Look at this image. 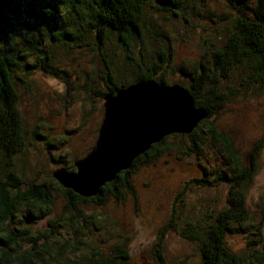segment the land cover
<instances>
[{"label": "trees", "instance_id": "16d2710c", "mask_svg": "<svg viewBox=\"0 0 264 264\" xmlns=\"http://www.w3.org/2000/svg\"><path fill=\"white\" fill-rule=\"evenodd\" d=\"M225 1L234 13L231 19L225 20L221 32L223 43L214 47L210 42L207 53L211 58L205 59L207 62L201 60L192 68L187 74L188 84H180L163 80L161 73L157 75L166 70L172 45L165 34L167 30L156 29L150 22L147 24L145 12L153 8L181 17L187 23V15L197 10V0H0V264H129L131 255L122 243L109 254L95 247L87 255L68 256L71 252L68 249H81L86 242L85 236L82 237L86 235L84 229L94 223L89 220L92 216L85 215L77 204H104L108 195L116 200H122L126 193L135 197L129 175L139 163L151 162L172 148L181 155L193 153L199 157L201 153L197 148L203 144L224 152V165L213 167L210 172L202 167L203 174H209L211 179L193 178L187 182L186 189H192L190 184L193 183L199 189L225 184L228 186L225 206L203 210L197 217L192 213L182 217L174 204L172 218L160 230L154 247L157 264H170L163 252V238L168 230L196 244L200 256L195 264H264V208L262 220L257 223L248 202V188L256 175L264 135L242 156L231 136L220 130L213 120L241 90L246 92L256 85L264 86V0ZM149 39L159 56L152 64L142 60L148 55L146 42ZM113 41L119 42L127 58L118 73L107 48ZM62 44L70 49L96 46L94 49L102 56L106 67L101 75L103 88L95 92L103 102L109 92L114 94L139 81L155 80L185 87L195 107L204 109L207 115L191 133H174L154 143L134 160L130 169L120 172L94 197H82L63 187L51 175L72 213L63 222L74 239L59 244L56 233L63 217L50 220L48 230L32 228L53 213L54 196L50 188L28 179L16 161L17 155L27 147L28 131L20 107L18 84H28V76L38 69L69 84L66 71L54 62L52 46ZM137 51L142 59L133 58ZM128 65L136 74L133 78L132 73L127 74L124 69ZM182 72L185 71L182 69ZM170 136L187 137V146L177 141L170 144ZM60 167L68 169V166ZM68 170H75L73 163ZM23 209L26 212L21 215ZM238 230L254 236L248 241L249 248L241 254L230 248L227 239Z\"/></svg>", "mask_w": 264, "mask_h": 264}, {"label": "rangeland", "instance_id": "374dc122", "mask_svg": "<svg viewBox=\"0 0 264 264\" xmlns=\"http://www.w3.org/2000/svg\"><path fill=\"white\" fill-rule=\"evenodd\" d=\"M197 1V10L187 15V23L181 17H173L153 8L145 12L147 24L150 22L156 29L167 30L165 34L172 45L166 70L157 72V75H163L165 81L188 84L187 74L191 73L192 68L201 60L205 62L211 58L207 53L209 43L214 47L223 43L221 32L225 20L231 19L234 13L228 7V2ZM118 43L113 41L107 45L117 73L127 60L126 52ZM146 44V58L142 59L138 51L133 53V58L152 64L159 60V56L151 39ZM94 48L95 45L72 49L63 44L52 46L55 65L66 71L69 84L40 69L28 76V84H18L20 107L28 131L25 135L27 147L17 155V167L25 172L28 179L48 186L54 196L53 213L32 228L48 230L50 220L63 217L57 228L59 233H56L59 244L74 239L73 233L66 230L67 226L63 222L72 213L67 208L64 193L51 180L52 172L60 166L70 169L74 160L82 158L92 149L103 119L104 102L95 92L103 88L101 75L106 72V67L102 56ZM124 69L127 74L132 73L130 77H135L129 65ZM213 120L220 130L231 136L240 154L245 155L253 143L264 135V86L256 85L246 92L241 90L240 95L221 108ZM175 141L187 146L188 138H168L170 144ZM207 146L199 145V157L193 153L184 156L172 148L151 162L139 163L129 175L135 197L126 193L122 200L108 195V199L100 205L93 202L78 203V209L85 215H91L92 219L89 220L94 223L84 229L86 235L82 237L85 236L86 242L81 249H68L71 251L68 256H84L95 247L109 254L122 243L131 255L129 264H157L154 247L160 230L172 218L174 204L182 217L191 213L197 217L203 210L225 206L228 190L225 184L199 189L193 183L190 184L192 189H186L187 182L193 178L211 179L209 174H203L202 167L210 172L213 167L224 165L222 156L225 153L219 148L209 149ZM184 190L180 197L179 194ZM248 202L252 215L259 223L264 208V146L256 175L248 188ZM25 212L23 209L20 214ZM251 238L254 236L238 230L227 239L230 248L241 254L249 248L248 241ZM163 241V252L170 264H195L200 256L196 244L181 238L173 230L164 234Z\"/></svg>", "mask_w": 264, "mask_h": 264}, {"label": "water", "instance_id": "95a60500", "mask_svg": "<svg viewBox=\"0 0 264 264\" xmlns=\"http://www.w3.org/2000/svg\"><path fill=\"white\" fill-rule=\"evenodd\" d=\"M104 113L92 149L59 167L52 176L82 197H94L154 143L174 133L188 134L206 117L182 85L143 80L104 96Z\"/></svg>", "mask_w": 264, "mask_h": 264}, {"label": "flooded vegetation", "instance_id": "af4514ba", "mask_svg": "<svg viewBox=\"0 0 264 264\" xmlns=\"http://www.w3.org/2000/svg\"><path fill=\"white\" fill-rule=\"evenodd\" d=\"M79 159V158H78Z\"/></svg>", "mask_w": 264, "mask_h": 264}]
</instances>
